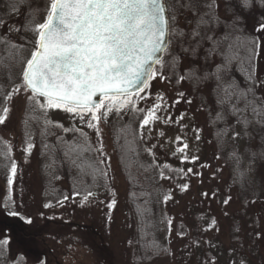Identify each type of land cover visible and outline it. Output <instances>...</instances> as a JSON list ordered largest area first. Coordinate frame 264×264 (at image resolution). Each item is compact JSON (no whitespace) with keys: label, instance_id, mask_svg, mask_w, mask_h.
Listing matches in <instances>:
<instances>
[{"label":"rangeland","instance_id":"rangeland-1","mask_svg":"<svg viewBox=\"0 0 264 264\" xmlns=\"http://www.w3.org/2000/svg\"><path fill=\"white\" fill-rule=\"evenodd\" d=\"M53 2L24 0L23 9L1 25L0 34L15 39L28 13L48 10ZM259 34L257 73L259 91L264 94V29ZM166 63L155 68L143 91L102 98L93 108L32 97L30 91L19 93L11 89L5 98L0 93V135L10 144L16 161L13 168L6 164L0 168V240L7 239L30 262L135 264L127 245L130 230L125 201L127 182L111 136L114 123L134 118L140 125L148 159L182 172L177 184L170 182L171 193L165 204L171 226L164 234L173 255L169 260L152 264H250L256 261L257 252L264 253L262 239H257L256 247L247 236L244 223L247 219L240 222L233 219L243 205L230 185V168L208 123L205 106L212 101L209 89L203 88L201 96H197L191 84L183 79L176 87L171 81L175 69ZM190 65V60L182 56L179 68L185 70ZM29 102L43 119L61 123L66 131L78 128L93 136L98 134L99 140L101 137L112 160L110 191L100 187L88 198L76 197L62 205H53L45 187L51 170L41 159V143L31 125H27L30 144L24 147L20 139V123ZM65 178L68 187L67 175ZM114 199L118 213L112 226V222L106 224V218ZM258 208L259 205L252 203L250 211L255 213ZM19 230L33 236L24 239ZM234 236L243 242L238 251L241 255L231 250L236 243Z\"/></svg>","mask_w":264,"mask_h":264},{"label":"trees","instance_id":"trees-1","mask_svg":"<svg viewBox=\"0 0 264 264\" xmlns=\"http://www.w3.org/2000/svg\"><path fill=\"white\" fill-rule=\"evenodd\" d=\"M23 1L2 0L0 27L17 10L23 9ZM165 2L170 20V44L156 68L169 63L175 69V76L171 78L174 85L178 87L180 79L186 80L197 96H201L203 88L209 89L212 101L205 106L208 123L219 152L230 168V185L236 189L243 205L233 219L236 222L247 219L244 222L247 236L258 247V238L264 242V94L259 91L257 73L264 0ZM42 11L28 13L15 39L0 34V93L4 98L11 89L19 93L29 91L24 75L52 7ZM182 56L191 63L185 70L179 68ZM31 104L28 103L20 123V139L24 147L30 144L27 125H31L41 143V159L51 170L45 187L53 205H62L76 197L88 198L100 187L110 191L112 160L101 137L99 140L98 134L93 136L78 128L66 131L61 123L43 119ZM111 132L116 158L127 182L125 201L130 220L127 245L132 260L135 264L169 260L173 248L164 234L171 226L165 204L171 193L170 185L180 181L182 172L148 159L136 119L117 121ZM2 164L13 168L16 161L10 144L0 135L1 169ZM252 203L260 207L255 213L250 211ZM116 205L114 199L106 224L112 222L113 226L116 221ZM19 232L24 239L33 236V233L27 236L26 232ZM234 239L236 243L231 250L241 255L238 251L243 242L238 236ZM0 264L45 263L30 262L4 238L0 240ZM250 264H264V253L257 252L256 261Z\"/></svg>","mask_w":264,"mask_h":264},{"label":"water","instance_id":"water-1","mask_svg":"<svg viewBox=\"0 0 264 264\" xmlns=\"http://www.w3.org/2000/svg\"><path fill=\"white\" fill-rule=\"evenodd\" d=\"M170 44L165 0H54L24 82L78 108L143 91Z\"/></svg>","mask_w":264,"mask_h":264}]
</instances>
